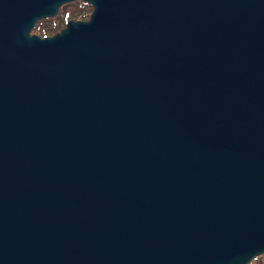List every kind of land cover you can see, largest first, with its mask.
Wrapping results in <instances>:
<instances>
[{
    "label": "water",
    "instance_id": "water-1",
    "mask_svg": "<svg viewBox=\"0 0 264 264\" xmlns=\"http://www.w3.org/2000/svg\"><path fill=\"white\" fill-rule=\"evenodd\" d=\"M0 0V264L264 253V0Z\"/></svg>",
    "mask_w": 264,
    "mask_h": 264
},
{
    "label": "trees",
    "instance_id": "trees-1",
    "mask_svg": "<svg viewBox=\"0 0 264 264\" xmlns=\"http://www.w3.org/2000/svg\"><path fill=\"white\" fill-rule=\"evenodd\" d=\"M90 10H91L90 4L85 0H76V1H71V3H64L60 5L56 15L50 16L53 18L44 17L38 19L35 22V25L32 27V32H36L41 35L51 34L62 28L65 25L67 19L81 18L78 17L79 15L85 17L83 15L87 13V11H88L87 16H88ZM248 264H264V253L254 257Z\"/></svg>",
    "mask_w": 264,
    "mask_h": 264
},
{
    "label": "rangeland",
    "instance_id": "rangeland-1",
    "mask_svg": "<svg viewBox=\"0 0 264 264\" xmlns=\"http://www.w3.org/2000/svg\"><path fill=\"white\" fill-rule=\"evenodd\" d=\"M67 3H71V2H67ZM73 6H74V5H73ZM87 13H88V11H87ZM87 13H85V14L83 15V16H85V17H82V16H80V15H79L78 17H81V18H85V19H86V18H88Z\"/></svg>",
    "mask_w": 264,
    "mask_h": 264
},
{
    "label": "bare ground",
    "instance_id": "bare-ground-1",
    "mask_svg": "<svg viewBox=\"0 0 264 264\" xmlns=\"http://www.w3.org/2000/svg\"><path fill=\"white\" fill-rule=\"evenodd\" d=\"M91 11V10H90ZM50 18H53V17H50ZM55 18V17H54ZM52 20V19H51ZM59 29V28H58Z\"/></svg>",
    "mask_w": 264,
    "mask_h": 264
}]
</instances>
